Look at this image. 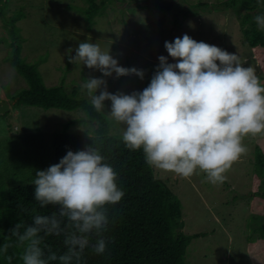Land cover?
<instances>
[{
  "label": "rangeland",
  "instance_id": "rangeland-1",
  "mask_svg": "<svg viewBox=\"0 0 264 264\" xmlns=\"http://www.w3.org/2000/svg\"><path fill=\"white\" fill-rule=\"evenodd\" d=\"M7 1V17L14 12L25 15L16 23L23 39L20 56L27 63H38L46 86L62 83L68 91H82L83 78L95 77L107 81L108 91H143L159 66L160 56L176 63L167 53L165 41L173 42L185 34L237 54L244 67L255 68L264 83V51L245 44L240 16L224 6L227 0H160L177 6L171 11L155 9L153 0H115L90 28L75 11L67 9L69 4L84 6L81 0ZM87 41L99 44L102 51L110 50L119 66L144 70V79L124 76L118 83L115 73L108 79L82 62L70 63L69 55L74 57L79 43ZM9 42L0 20V101L9 105V111L0 114V193L6 187L33 183L37 171L55 165L53 135L61 132L66 122L83 117L79 111L10 106L6 93L13 94L26 83L7 62ZM82 92L90 99L86 90ZM110 111L111 106L102 111L111 121L110 132L122 135L125 126L113 120ZM93 128L81 125L67 131L81 134ZM243 143L247 154L233 164L222 184L210 183L200 172L182 178L152 167L154 176L181 203L183 233L201 235L189 244L186 264H264V172L259 176L255 168V154L264 155V134L249 135Z\"/></svg>",
  "mask_w": 264,
  "mask_h": 264
},
{
  "label": "clouds",
  "instance_id": "clouds-1",
  "mask_svg": "<svg viewBox=\"0 0 264 264\" xmlns=\"http://www.w3.org/2000/svg\"><path fill=\"white\" fill-rule=\"evenodd\" d=\"M256 24L264 30V14ZM165 49L176 63L160 56L159 66L143 91L131 94L107 90V81L88 77L82 86L97 112L104 111L124 125L122 140L130 150H142L146 163L164 172L190 178L204 173L212 184H222L226 173L248 152L245 137L264 134V83L252 66L244 67L237 54L215 45L196 41L187 34ZM69 49V53H71ZM69 55V62H82L99 70L104 77L137 76L144 70L119 66L109 51L99 44L81 42ZM219 62V64L217 63ZM99 95H97V91ZM35 200L42 208L58 205L59 212L36 215L31 225L20 222L11 229L15 245L22 247V264H80L81 255L90 245L97 254L106 250L103 232L107 230L108 205L118 204L124 192L117 185V173L92 145L78 152L68 151L59 163L36 172L33 181ZM66 221V223H65ZM62 225H64L62 227ZM44 236L64 235L67 251L62 255L41 247ZM12 243L0 246L5 255Z\"/></svg>",
  "mask_w": 264,
  "mask_h": 264
},
{
  "label": "trees",
  "instance_id": "trees-1",
  "mask_svg": "<svg viewBox=\"0 0 264 264\" xmlns=\"http://www.w3.org/2000/svg\"><path fill=\"white\" fill-rule=\"evenodd\" d=\"M84 6L67 5L68 10L75 11L83 18L88 28L92 27L95 18L102 16L107 5L115 0H81ZM154 8L162 11L177 10L174 3L153 0ZM7 0H0V20L10 40L7 62L14 71L23 78L26 87L13 94L6 93L12 101L13 108L35 107L42 110L57 109L63 111H79L82 118L66 122L61 132L52 137L54 164L70 150L78 152L92 145L104 156L105 162L110 164L117 173V185L124 192L122 200L116 205H108L109 224L103 232L106 239V250L97 254L92 245L96 242V235L89 237L90 245L81 255L80 264H186L185 255L193 239L200 234L186 235L183 233L181 203L177 196L156 178L153 169L146 161L142 150H130L122 140V135L110 132L111 121L103 112H97L91 105V100L85 97L78 88L68 91L62 83L53 86L44 84L38 70V63H27L21 58V44L23 39L16 23L25 15L21 12L6 16ZM225 7L232 8L239 15V26L245 44L251 49L264 51V30L255 22L257 15L264 14V0H227ZM191 7V6H190ZM178 12V11H177ZM191 14H196L192 12ZM185 15V13H184ZM177 18V13L173 14ZM176 24V22H175ZM1 41H5L2 39ZM44 62V59H41ZM110 79L109 77H106ZM118 78V83H120ZM86 80L85 78H83ZM148 83H146V87ZM116 94L113 88L109 91ZM104 106H111L105 101ZM94 127L90 132L81 134L69 133L73 126ZM255 168L257 175L264 172V155L255 154ZM59 212L58 205H48L44 208L35 200V185H13L3 189L0 193V246L5 242L12 243V247L5 254L12 257L11 264H22L20 256L22 247L15 245L11 237V229L23 222L31 225L36 215L50 216ZM66 223V221H65ZM64 225H62L63 227ZM264 237V224L261 227ZM41 247L45 257L49 251L58 256L67 249L64 235L44 236ZM0 264H8L4 255H0ZM59 264V261L50 262ZM73 264H76L75 260Z\"/></svg>",
  "mask_w": 264,
  "mask_h": 264
},
{
  "label": "water",
  "instance_id": "water-1",
  "mask_svg": "<svg viewBox=\"0 0 264 264\" xmlns=\"http://www.w3.org/2000/svg\"><path fill=\"white\" fill-rule=\"evenodd\" d=\"M9 111V105L5 102L0 101V114H4Z\"/></svg>",
  "mask_w": 264,
  "mask_h": 264
}]
</instances>
